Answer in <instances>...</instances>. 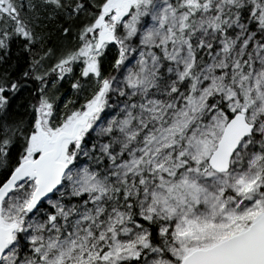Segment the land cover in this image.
Listing matches in <instances>:
<instances>
[{"label": "snow or ice", "instance_id": "6c2138e0", "mask_svg": "<svg viewBox=\"0 0 264 264\" xmlns=\"http://www.w3.org/2000/svg\"><path fill=\"white\" fill-rule=\"evenodd\" d=\"M0 264H264V0H0Z\"/></svg>", "mask_w": 264, "mask_h": 264}]
</instances>
